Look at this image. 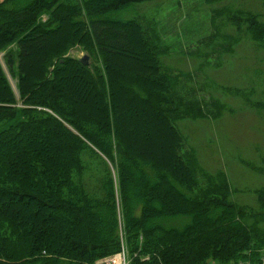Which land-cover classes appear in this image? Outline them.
<instances>
[{
  "label": "trees",
  "instance_id": "16d2710c",
  "mask_svg": "<svg viewBox=\"0 0 264 264\" xmlns=\"http://www.w3.org/2000/svg\"><path fill=\"white\" fill-rule=\"evenodd\" d=\"M164 1L0 2V54L15 47L5 59L19 95L0 65V264H95L122 233L130 264H264V188L254 207L233 202L225 172L203 169L177 128L200 117L162 74ZM130 11L151 15L148 34L118 17ZM213 13L264 55L263 14ZM74 47L101 71L67 57ZM141 124L151 139L129 134Z\"/></svg>",
  "mask_w": 264,
  "mask_h": 264
},
{
  "label": "rangeland",
  "instance_id": "374dc122",
  "mask_svg": "<svg viewBox=\"0 0 264 264\" xmlns=\"http://www.w3.org/2000/svg\"><path fill=\"white\" fill-rule=\"evenodd\" d=\"M160 6L157 29L161 49L168 54L161 59L162 74L173 82L172 100L200 117L177 125L185 148L195 150L203 169L225 172L233 202L254 207L255 190L264 188V55L236 34L225 17H218L213 11L228 8L264 15V7L251 0H233L211 7L205 0H165ZM118 17L136 20L146 34L153 25L146 11L124 12ZM239 36L240 42L229 41ZM226 41L231 44L227 46ZM10 49L15 47L7 50ZM6 51L0 54V65L19 101L16 80L11 76L14 69L6 64ZM67 57L79 62L87 57L88 67L101 71V60L94 52L74 47ZM129 127V134L137 133L143 140L152 138L151 131L142 124L140 129ZM161 136L160 140H164ZM120 242L119 251L112 255L127 254L131 263L136 255L131 256L123 233Z\"/></svg>",
  "mask_w": 264,
  "mask_h": 264
},
{
  "label": "built area",
  "instance_id": "2783aa9c",
  "mask_svg": "<svg viewBox=\"0 0 264 264\" xmlns=\"http://www.w3.org/2000/svg\"><path fill=\"white\" fill-rule=\"evenodd\" d=\"M97 264H130V263L127 254L125 256L122 253L120 254L117 253L115 255L109 256L99 261Z\"/></svg>",
  "mask_w": 264,
  "mask_h": 264
},
{
  "label": "water",
  "instance_id": "95a60500",
  "mask_svg": "<svg viewBox=\"0 0 264 264\" xmlns=\"http://www.w3.org/2000/svg\"><path fill=\"white\" fill-rule=\"evenodd\" d=\"M80 63L82 66L88 67L87 57H83L82 59H80Z\"/></svg>",
  "mask_w": 264,
  "mask_h": 264
},
{
  "label": "crops",
  "instance_id": "0c3cea01",
  "mask_svg": "<svg viewBox=\"0 0 264 264\" xmlns=\"http://www.w3.org/2000/svg\"><path fill=\"white\" fill-rule=\"evenodd\" d=\"M3 0H0V2H2Z\"/></svg>",
  "mask_w": 264,
  "mask_h": 264
}]
</instances>
